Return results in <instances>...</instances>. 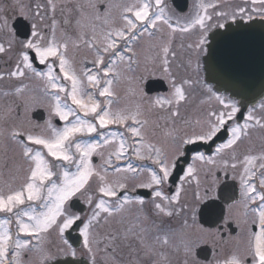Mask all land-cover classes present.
<instances>
[{
  "label": "snow or ice",
  "instance_id": "obj_1",
  "mask_svg": "<svg viewBox=\"0 0 264 264\" xmlns=\"http://www.w3.org/2000/svg\"><path fill=\"white\" fill-rule=\"evenodd\" d=\"M257 18L264 0H0V264H264V103L207 82L235 74L210 34Z\"/></svg>",
  "mask_w": 264,
  "mask_h": 264
},
{
  "label": "water",
  "instance_id": "obj_2",
  "mask_svg": "<svg viewBox=\"0 0 264 264\" xmlns=\"http://www.w3.org/2000/svg\"><path fill=\"white\" fill-rule=\"evenodd\" d=\"M235 27V25H233ZM218 31H225L218 30ZM212 48L216 58L226 62L234 69L235 74L228 80L217 84L209 73L208 83L218 88L219 92L229 94L240 101L243 107L253 106L264 98V22L256 21L252 31L245 28L232 29L229 34L218 38L216 33L210 34ZM210 61L206 58V66ZM205 78L208 73L205 70ZM164 90V89H162ZM183 162V161H182ZM183 164H185L183 162ZM183 168V165L181 166ZM72 202V208L77 209ZM80 210V209H79ZM205 222L204 220H202ZM75 237V236H74ZM73 237V238H74ZM75 246L77 242L73 243ZM62 264H75L69 261ZM81 264L85 262L81 261Z\"/></svg>",
  "mask_w": 264,
  "mask_h": 264
},
{
  "label": "flooded vegetation",
  "instance_id": "obj_3",
  "mask_svg": "<svg viewBox=\"0 0 264 264\" xmlns=\"http://www.w3.org/2000/svg\"><path fill=\"white\" fill-rule=\"evenodd\" d=\"M195 2V0H174V3L176 5H178L181 9L186 5L188 8H191V6L193 5V3ZM205 2H207V0H205ZM226 2L228 4H231V5H235V4H238V3H242L243 0H226ZM256 21H260L258 18ZM27 22L23 20L22 17H17L16 18V21L14 22L13 26L15 28H17V31H18V35H21L23 36L26 32V28H27ZM219 30H223V29H219ZM191 39H195V36H192ZM179 41L177 40V43ZM36 66L40 69H43L44 66L43 65H39L38 62L36 64ZM202 76H204L205 78V74L204 72L202 73ZM210 84V83H209ZM144 89L145 91L148 93L149 96H156L157 94H160V95H163L167 92L168 90V86L166 84V82L162 81V80H159L157 78H149L148 80L145 81L144 83ZM164 89V90H162ZM218 94H221L223 95L224 97H226L227 99H230V100H234L236 102H238L239 106L241 107V111L244 112L245 114H247V110L248 109H252V108H255V112L257 114L260 113L261 109H260V105L262 103H264V99L263 100H259L255 105L253 106H249V107H243L240 103L239 100L235 99V98H232L230 95L226 94V93H223V92H218ZM122 96H123V93H122ZM103 99V98H101ZM123 103V100L121 101ZM198 102V101H197ZM33 118L42 122V119L43 118H47V112L44 111L43 109H37L34 114H33ZM155 117H153L154 119ZM237 119L243 123V119L240 117V115L238 114L237 115ZM53 123L54 124H57V126H60L62 124V122H58L57 120H53ZM222 142L221 139H217L216 140V143H220ZM211 147H215V145L213 144ZM202 151H205L206 153L209 151V146L205 145V146H202L201 148ZM191 156V153L189 154V157ZM93 161L94 163H99V158L97 157H94L93 158ZM189 162H191V160L189 159ZM120 163H123V162H120ZM182 161H181V165H182ZM180 165V166H181ZM183 167H186V164L183 165ZM137 195H142L145 199L148 198V191L147 190H144V189H141L137 192ZM74 205L75 207H77V209H73V211H76V212H80V211H86V206L82 203V201H79V200H75L74 202ZM80 209V210H79ZM203 222V221H202ZM234 227V226H233ZM76 235V232L75 231H72L69 236L70 237H74ZM73 243H75L76 241L73 240L72 241ZM74 247H78V245H74ZM198 256L200 258H203V259H209L211 260L213 258V252H212V249L211 248H207V246H203L201 249H198Z\"/></svg>",
  "mask_w": 264,
  "mask_h": 264
}]
</instances>
